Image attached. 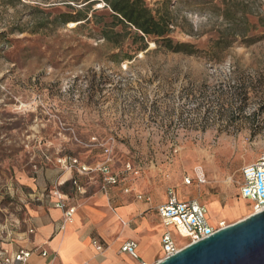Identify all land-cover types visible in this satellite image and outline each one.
I'll use <instances>...</instances> for the list:
<instances>
[{
    "label": "rangeland",
    "instance_id": "1",
    "mask_svg": "<svg viewBox=\"0 0 264 264\" xmlns=\"http://www.w3.org/2000/svg\"><path fill=\"white\" fill-rule=\"evenodd\" d=\"M145 1L168 8L171 37L199 53L127 40L113 62L121 49L103 38L113 20L104 3L0 0V251L8 232L33 226L34 211L61 195L78 206L139 193L157 206L173 192L205 206L216 228L253 213L240 199L242 168L264 152V0ZM78 9L88 22L57 18ZM222 37L230 46L213 48ZM161 230L183 246L175 229Z\"/></svg>",
    "mask_w": 264,
    "mask_h": 264
},
{
    "label": "crops",
    "instance_id": "2",
    "mask_svg": "<svg viewBox=\"0 0 264 264\" xmlns=\"http://www.w3.org/2000/svg\"><path fill=\"white\" fill-rule=\"evenodd\" d=\"M116 199L126 200L120 195L113 198L99 194L91 201L72 206L75 207L73 220L68 221L64 228V211L56 207L57 200L55 207H49L47 211H34L33 226L8 232L1 250L12 253L22 249L30 251L27 264H139L140 261L156 264L164 255L162 239L165 233L161 229L165 225L156 212L159 205L141 200L116 204ZM240 200L244 202L242 198ZM31 229L34 230L32 234ZM94 240L104 245V252L96 249ZM130 240L138 243L139 259L121 251L124 243ZM186 244L184 239L182 247ZM43 251L49 255L43 257Z\"/></svg>",
    "mask_w": 264,
    "mask_h": 264
},
{
    "label": "built area",
    "instance_id": "3",
    "mask_svg": "<svg viewBox=\"0 0 264 264\" xmlns=\"http://www.w3.org/2000/svg\"><path fill=\"white\" fill-rule=\"evenodd\" d=\"M104 172L108 173V168H103ZM243 183L241 186V198L243 200L251 201L253 204V213H261L264 211V152L253 162L246 164L242 168ZM200 184L207 183L204 172L197 175ZM107 180L113 184L117 182L114 176L109 175ZM186 184H192L191 178H186ZM130 193L129 190L126 191ZM138 199L150 203L152 199L148 195H138ZM56 207L64 211L63 228L68 221L71 222L75 214V207L66 204L64 196L61 195L56 203ZM163 224L167 228H174L178 234L187 241L188 246L198 243L204 239L213 236L220 229H224L229 225L225 222L221 223L218 228L214 227L208 222L207 208L201 205L198 201L179 200L175 193L171 192L170 197L166 203L159 205L157 209ZM251 214V215H252ZM34 233V230H30ZM164 258L171 257L177 254L181 249L173 238L172 233L166 232L162 239ZM96 249L102 253L105 247L98 240L93 241ZM123 253H126L134 259H139L138 243L134 240L127 241L121 248ZM43 257H47L49 253L43 251ZM31 257V252L24 249L12 253L8 250L0 251V264H27ZM161 259V260H163ZM159 260V261H161ZM139 264H150L146 261H140Z\"/></svg>",
    "mask_w": 264,
    "mask_h": 264
},
{
    "label": "trees",
    "instance_id": "4",
    "mask_svg": "<svg viewBox=\"0 0 264 264\" xmlns=\"http://www.w3.org/2000/svg\"><path fill=\"white\" fill-rule=\"evenodd\" d=\"M69 8L74 6L84 5L87 9L93 8L99 2L104 3L103 9L110 11L112 22L104 25L103 38L115 45L117 49H121V52L112 56L113 62H120L121 54H123L122 47L127 40H132V44L140 43L139 49L147 50L149 48L148 40L153 39L157 45L158 50H162L167 53L184 54L193 56L199 53V48L192 43L175 41L171 37V33L174 26V18L168 8L164 11H158L150 8L145 0H65ZM36 11H40L37 10ZM83 10L78 9L75 14H61L60 17L63 24L66 25L69 22H81L87 20L88 16ZM224 19L233 23L229 25V29L233 30L235 27V19L231 11H225ZM41 28L44 24H39ZM122 26L121 32L116 28ZM235 37L240 34L234 33ZM232 34V35H233ZM131 35V36H130ZM242 38H246L243 34ZM246 40V39H245ZM212 40H209L210 43ZM249 41V40H248ZM250 42V41H249ZM229 39L222 37L213 45V48L227 49L230 46ZM122 58H130L129 55H123Z\"/></svg>",
    "mask_w": 264,
    "mask_h": 264
},
{
    "label": "water",
    "instance_id": "5",
    "mask_svg": "<svg viewBox=\"0 0 264 264\" xmlns=\"http://www.w3.org/2000/svg\"><path fill=\"white\" fill-rule=\"evenodd\" d=\"M156 264H264V211L220 229Z\"/></svg>",
    "mask_w": 264,
    "mask_h": 264
},
{
    "label": "bare ground",
    "instance_id": "6",
    "mask_svg": "<svg viewBox=\"0 0 264 264\" xmlns=\"http://www.w3.org/2000/svg\"><path fill=\"white\" fill-rule=\"evenodd\" d=\"M243 200V199H242ZM207 216H208V213H207ZM73 220V217H72V219H71V221ZM221 223H223V222H220V223H218V225H220ZM226 223V222H225Z\"/></svg>",
    "mask_w": 264,
    "mask_h": 264
}]
</instances>
